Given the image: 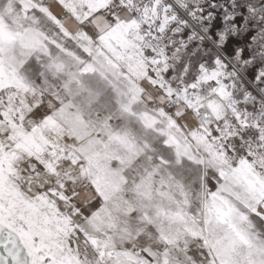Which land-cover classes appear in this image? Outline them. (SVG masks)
<instances>
[{
	"label": "snow or ice",
	"instance_id": "snow-or-ice-1",
	"mask_svg": "<svg viewBox=\"0 0 264 264\" xmlns=\"http://www.w3.org/2000/svg\"><path fill=\"white\" fill-rule=\"evenodd\" d=\"M0 264H264V0H0Z\"/></svg>",
	"mask_w": 264,
	"mask_h": 264
}]
</instances>
